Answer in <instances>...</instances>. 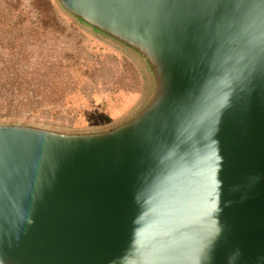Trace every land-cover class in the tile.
Listing matches in <instances>:
<instances>
[{"label":"water","instance_id":"1","mask_svg":"<svg viewBox=\"0 0 264 264\" xmlns=\"http://www.w3.org/2000/svg\"><path fill=\"white\" fill-rule=\"evenodd\" d=\"M145 79L102 126L0 122V264H264V0H56Z\"/></svg>","mask_w":264,"mask_h":264},{"label":"rangeland","instance_id":"2","mask_svg":"<svg viewBox=\"0 0 264 264\" xmlns=\"http://www.w3.org/2000/svg\"><path fill=\"white\" fill-rule=\"evenodd\" d=\"M144 81L129 56L56 0H0V122L102 126L139 103Z\"/></svg>","mask_w":264,"mask_h":264},{"label":"trees","instance_id":"3","mask_svg":"<svg viewBox=\"0 0 264 264\" xmlns=\"http://www.w3.org/2000/svg\"><path fill=\"white\" fill-rule=\"evenodd\" d=\"M48 2V1H47ZM51 2V1H50ZM49 2V3H50ZM48 3V4H49ZM50 8V7H49ZM52 8V7H51ZM50 8V9H51ZM55 18V20H58V17H54ZM58 26H60V27H62L63 29H64V27H63V22H61V20L58 22V24H57ZM41 27H42V29H46L43 25H41ZM13 68V67H12ZM21 77H27V73H22V75H21Z\"/></svg>","mask_w":264,"mask_h":264}]
</instances>
